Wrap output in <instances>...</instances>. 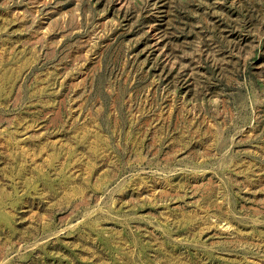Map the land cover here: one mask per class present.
Returning <instances> with one entry per match:
<instances>
[{
	"label": "rangeland",
	"instance_id": "rangeland-1",
	"mask_svg": "<svg viewBox=\"0 0 264 264\" xmlns=\"http://www.w3.org/2000/svg\"><path fill=\"white\" fill-rule=\"evenodd\" d=\"M0 264H264V0H0Z\"/></svg>",
	"mask_w": 264,
	"mask_h": 264
}]
</instances>
